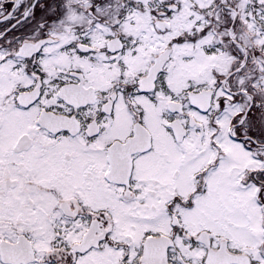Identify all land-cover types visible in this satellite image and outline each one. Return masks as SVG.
<instances>
[{
  "label": "snow or ice",
  "instance_id": "6c2138e0",
  "mask_svg": "<svg viewBox=\"0 0 264 264\" xmlns=\"http://www.w3.org/2000/svg\"><path fill=\"white\" fill-rule=\"evenodd\" d=\"M0 264H264V0H0Z\"/></svg>",
  "mask_w": 264,
  "mask_h": 264
}]
</instances>
